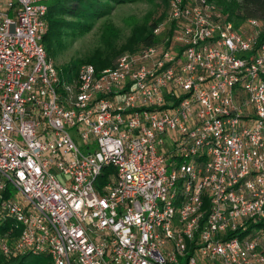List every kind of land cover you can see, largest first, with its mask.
<instances>
[{"label":"built area","instance_id":"2783aa9c","mask_svg":"<svg viewBox=\"0 0 264 264\" xmlns=\"http://www.w3.org/2000/svg\"><path fill=\"white\" fill-rule=\"evenodd\" d=\"M48 1L0 0V254L264 264V20L168 0L171 33L66 75Z\"/></svg>","mask_w":264,"mask_h":264},{"label":"trees","instance_id":"16d2710c","mask_svg":"<svg viewBox=\"0 0 264 264\" xmlns=\"http://www.w3.org/2000/svg\"><path fill=\"white\" fill-rule=\"evenodd\" d=\"M135 1L137 0H49L47 13L48 30L44 36V44L49 56L56 51L65 35H75L76 32L82 34L89 30L97 17L110 13L113 4ZM162 1L165 5L168 4V0ZM235 9H237L236 18H261L259 15L264 16V0H243L233 5L225 4L224 10L231 16L234 14ZM163 16L164 13L154 19L151 24L135 26L128 39L119 49L113 51L111 55H105L102 51H96L85 60H78L73 63L67 69L69 71L74 70L72 72H75L81 63L89 62L94 64L97 71H101L114 65L116 58L123 51H134L141 43L146 45L156 42L158 34L154 32V29L158 27ZM11 225L12 221L10 220L3 223L0 222V235L5 233ZM48 257L46 255H32L30 253L10 257L0 254V264H52L51 259Z\"/></svg>","mask_w":264,"mask_h":264},{"label":"rangeland","instance_id":"374dc122","mask_svg":"<svg viewBox=\"0 0 264 264\" xmlns=\"http://www.w3.org/2000/svg\"><path fill=\"white\" fill-rule=\"evenodd\" d=\"M223 9L225 4L233 5L243 0H214ZM237 9L231 16L226 12L236 24L244 21V18H236ZM164 13L163 19L158 24L155 33L163 35L172 31V26L168 24V4L162 0H137L113 4L110 13L97 17L92 27L82 34L76 32L75 35L69 34L63 37L61 44L56 51L51 54L59 69L64 70L67 75L69 68L78 60H85L96 51H102L105 55H111L113 51L128 39L132 29L140 24H151V22ZM261 19L264 20L263 15ZM259 18V17H258ZM159 40V39H157ZM143 45L142 43L139 46ZM66 69V70H65ZM74 71V70H72ZM48 257V256H47ZM50 258V257H48ZM44 259H46L44 257Z\"/></svg>","mask_w":264,"mask_h":264}]
</instances>
